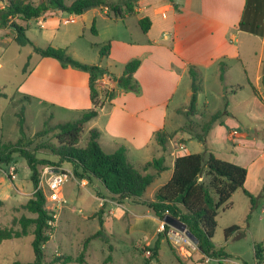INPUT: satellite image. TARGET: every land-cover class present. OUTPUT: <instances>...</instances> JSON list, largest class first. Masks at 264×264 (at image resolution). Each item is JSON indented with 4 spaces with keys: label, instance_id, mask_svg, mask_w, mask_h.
Wrapping results in <instances>:
<instances>
[{
    "label": "crops",
    "instance_id": "1",
    "mask_svg": "<svg viewBox=\"0 0 264 264\" xmlns=\"http://www.w3.org/2000/svg\"><path fill=\"white\" fill-rule=\"evenodd\" d=\"M31 1L37 4L34 0ZM63 1L70 4L73 0ZM108 1L116 3L119 0ZM6 3L7 0H0V5ZM245 5L246 0H135L134 12L123 18L115 17L109 13L106 6L101 5L90 7L81 14H70L50 8L35 19L23 21L15 17L14 20L27 24L28 35H33V40L29 39L39 47L52 45L68 49L76 40L85 37L87 28L98 41L91 44L110 43L109 51L102 57L99 56V63H90L100 65L107 72L100 75L96 81L103 104L98 108V115L88 123H91L90 128L95 127L100 131L99 139L105 136V143L113 147L110 152L122 145L126 153L139 154L145 152L154 140L157 142V130L168 133L176 131L177 134L178 129L183 126L181 115L187 109L191 95L190 67L201 77L197 102L209 73L220 80L218 92L224 97L220 73L223 78L231 79L235 77L229 73L231 70L237 75V81H254L252 85L264 104L260 90V80L263 77L261 67L264 56V29L259 35L239 27ZM244 16L248 21L262 17V11L258 10V0L250 1ZM142 17H148L150 20V27L145 32L139 25V19ZM67 19L69 20L66 22ZM93 22L96 32L90 29ZM32 23L41 30L39 34L33 31ZM13 37L12 28H0V43L14 41ZM253 39L259 48L255 47L252 74L245 57L249 56L248 51L252 49L249 47ZM111 58L118 61L122 67V71L114 74L115 76L122 74L127 61L140 59V65L134 73L141 88L138 94L132 91L123 92L116 85L111 77L113 74L106 68L111 67L107 61ZM106 88L115 89L114 97H104ZM18 89L28 91L38 103H47L63 111L83 112L92 107L88 72L70 66L63 67L52 57H38ZM204 104L209 105L207 98L203 101L202 105ZM101 118L104 119L103 126L98 124ZM258 120L261 121H258L256 130L258 135L263 134V139L252 136L248 131H239L237 136L230 138L229 131L221 125L213 126V123L205 136L206 141L208 138L215 141L220 136L223 141L231 142L232 152L236 153V157L240 156V160L235 158L232 162L247 169L244 188L251 193L258 191L256 207L252 212L257 206L264 212V116L258 117ZM168 127L171 130H168ZM175 137V140L171 138L166 143V170L173 171L175 157L188 153L183 151L184 141L179 142L181 136ZM168 155L171 156L169 162ZM60 167L63 168L62 165ZM249 180L253 183L252 187H248ZM98 198L99 205L104 206L105 198ZM240 227L230 236L249 233L248 228ZM225 262L241 264L232 261L230 256L225 258Z\"/></svg>",
    "mask_w": 264,
    "mask_h": 264
},
{
    "label": "rangeland",
    "instance_id": "2",
    "mask_svg": "<svg viewBox=\"0 0 264 264\" xmlns=\"http://www.w3.org/2000/svg\"><path fill=\"white\" fill-rule=\"evenodd\" d=\"M34 1L37 3L47 2V0ZM31 26L33 31L39 34L41 30L36 28L33 23ZM86 32L85 37L76 40L67 51L76 60L85 63H99L98 49L103 43L91 44V42L98 41L90 34L88 28ZM26 35L33 40V35L30 37L27 31ZM251 42L249 48L252 49L248 51L249 56L245 57L250 73L253 70L255 47L259 48L254 39ZM38 57L40 55L33 52L32 45L20 46L15 41L0 43V89L5 93V96L0 97V144L15 142L19 138L17 113L20 111L23 112L24 129L28 137H33L36 131L42 129L47 119L49 126H52L59 121H73L82 112L63 111L47 103H38L28 91L18 89ZM80 58L93 61H83ZM107 61L111 67L106 68L113 75L122 71L118 61L112 58ZM261 71L264 75V56ZM229 73L235 77L231 79L224 77L221 80L225 93L224 97H221L218 92L220 80L209 73L203 83L197 102L199 111L193 116L188 115L185 111L182 113V130L178 131L177 134L175 133L172 139L176 138L175 136H181L179 142L184 141L185 144L183 151H206L226 161L232 162L236 160L235 158L240 160V156L237 155L236 157V153L232 152L231 142L223 141L220 136L219 138L216 136L215 141L208 138L204 143L195 137L197 133H204V125L208 123L211 115L216 111L224 113L213 122V126L221 125L229 132L232 129H237V135L239 131H248L252 136H259V139H263V134L258 135V130H256L258 121H261L258 120V117L263 118L264 116V104L258 97V92L254 95L247 80L237 81V75L231 70ZM251 82L254 83L253 80ZM120 89L123 92L126 91L123 88ZM260 90L264 98L263 77L260 80ZM205 98L209 101L208 106L202 105ZM50 115H52L51 119H49ZM103 121L104 119L101 118L98 120V124L103 126ZM90 124L85 125L79 142L81 146L86 144ZM168 130H171L170 127ZM55 133L56 131H52L43 136H36L29 146V149L34 151L38 157L49 159V161L59 164L58 167L62 165L63 169L68 172V177L61 185L59 193L65 200L55 204L46 199L45 207L54 216V221L50 222L52 228L49 230V240L43 245L44 261L42 264H144L152 254L150 248L153 247L159 233L162 236L157 250V258L151 259L147 264H219L215 261L207 263L205 257L198 252L195 243L184 232L170 226L168 231L164 233L163 221L159 220L153 211L142 202L153 199L155 191L170 178L171 169L160 172L152 180L143 194L142 201L141 199H125L123 202H118L108 194L98 179H79L74 175L71 163L61 162L57 156L46 149L36 148L43 142H55ZM105 139V136L99 139L100 145L105 151L110 152L113 147L105 143ZM161 150L162 147L154 140L148 149H145V152L127 153V158L130 163L144 171L143 164L145 161L159 157ZM170 158L171 156L168 155V162ZM11 166H13V173L15 174L12 176L9 174ZM146 172H154V170L149 168ZM29 175L28 165L18 153L14 155L13 163L0 165V199L3 201V205L0 207V226L20 228L19 224L14 222L15 219L22 215L35 216L22 207L34 191ZM249 177L251 180V175ZM250 180L248 187L253 186ZM257 192L252 194L258 197ZM98 196L102 199L105 198L104 206L99 205ZM230 203L229 208L220 210L217 215V225L212 240L216 246L224 247L232 261L241 264H256L253 243L264 242V212H261V208L257 206L253 212L251 211V216L247 219V214L250 211V199L240 189L230 199ZM99 218L103 220L102 225ZM234 224L248 228L249 233L244 232L239 236H229L225 239L224 229ZM100 229L103 231L102 236L90 239L87 244L84 262L75 261L82 250L86 237ZM32 230L33 226H29L26 234L18 238L3 240L0 243V264H30L34 260L31 245ZM54 255H71L74 260L66 263H51L50 259ZM221 264H228V262Z\"/></svg>",
    "mask_w": 264,
    "mask_h": 264
},
{
    "label": "trees",
    "instance_id": "3",
    "mask_svg": "<svg viewBox=\"0 0 264 264\" xmlns=\"http://www.w3.org/2000/svg\"><path fill=\"white\" fill-rule=\"evenodd\" d=\"M251 0H246L245 12L250 6ZM106 6L115 17L123 18L127 14L134 12L135 0H119L116 3H110L108 0H73L70 4L64 3L63 0H47L40 3H34L31 0H7V3L0 5V28L10 27L14 31L13 40L20 46L32 45L33 51L41 57H52L60 62L63 67H73L88 72L89 74V95L92 107L83 111L82 114L73 121H59L49 126L47 119L43 128L36 131L33 137H28L24 129V116L20 111L18 115V129L20 136L15 142H4L0 144V165H9L14 161V155L18 153L23 157L30 170V180L33 184L34 191L22 207L35 214L34 217L25 215L15 219L20 228L12 226H0V243L6 239L18 238L28 232L29 226H33L32 248L34 260L30 264L43 263V245L49 240V230L52 228L51 223L54 216L45 207L46 197L40 188L38 180L42 166L46 164L59 166L49 159L38 157L34 151L29 149L33 143V138L43 136L49 132L56 131L55 142H43L36 146L38 149H46L51 154L57 156L61 162H69L73 166V173L79 179H98L106 188L108 194L118 202L125 199L142 201L143 194L151 184L152 180L160 172L167 169L165 164L166 143L176 133H168L164 130H157L155 138L162 147V154L143 164V170L134 166L127 158L126 149L120 145L112 152L105 151L99 143L100 131L92 127L88 131L86 144H79L80 138L84 131L85 125L95 116L98 115V108L103 104L100 92L96 86L98 77L107 72L98 64L85 63L74 59L64 47H39L33 45L32 41L26 35L27 24H22L14 20L28 21L42 15L49 8H57L70 14H81L87 6ZM261 7V9H259ZM258 10L262 11V17L254 21H248L243 15L239 27L243 30L255 34H262L264 29V0H258ZM139 25L145 32L150 27L148 17L139 19ZM92 32H96L94 22L90 27ZM110 48V43H104L98 50L99 56L105 55ZM27 65V63H26ZM140 65V59L133 58L124 65L123 72L120 76L111 75L119 88L135 93L140 92L139 82L134 77V73ZM189 74L191 78V95L186 106L185 112L188 115H196L197 96L201 87V77L199 73L190 67ZM220 79L223 75L220 73ZM264 81V75H263ZM250 88L257 94L252 83L248 82ZM115 89L104 90V97H112ZM5 93L0 89V97ZM180 110V109H178ZM222 113L216 111L210 117L208 123L203 127L204 133L196 134L195 137L206 141L205 136L209 131L212 123L219 118ZM52 115L49 116V119ZM182 130L181 127L178 131ZM152 168L154 172H146ZM247 169L234 162L226 161L215 157L213 153L208 152H188L175 157L171 177L162 184L154 193L153 199L142 201L146 204L159 220L163 221L166 215H171L183 221L187 229L196 237L195 246L198 252L203 256H215L227 258L230 255L225 251L223 246H216L212 238L217 225V215L220 210L229 208L230 198L238 189H241L250 199V211L256 207L257 197L244 188ZM3 201L0 199V207ZM100 212V211H98ZM96 214V213H95ZM99 222L103 220L99 218ZM170 226L163 223L164 233ZM239 225H230L224 229V236L227 239L234 232L239 230ZM103 231L100 229L86 237L81 252L75 258V261L84 262L87 244L92 238L102 236ZM162 234L154 242L150 250L152 254L145 261L147 264L151 259L157 258V250L160 246ZM254 256L257 264L264 262V243L254 244ZM74 260L71 255H54L51 263L69 262ZM106 261V260H105Z\"/></svg>",
    "mask_w": 264,
    "mask_h": 264
},
{
    "label": "built area",
    "instance_id": "4",
    "mask_svg": "<svg viewBox=\"0 0 264 264\" xmlns=\"http://www.w3.org/2000/svg\"><path fill=\"white\" fill-rule=\"evenodd\" d=\"M69 19L65 20L66 22ZM237 129H232L229 132L230 138L234 137L237 135ZM13 166L10 167V172L9 174L15 175L13 173ZM68 177V172L64 170L61 167H58L56 165H51V164H46L42 166L41 171H40V176L38 180V188L43 190L45 197L47 201H51L56 203H62L65 199L60 196V188L61 185L65 182V180ZM47 191V192H46ZM162 222V226H163ZM205 261L207 263L211 261L218 262L219 264L225 262V258L223 257H213V256H205Z\"/></svg>",
    "mask_w": 264,
    "mask_h": 264
},
{
    "label": "water",
    "instance_id": "5",
    "mask_svg": "<svg viewBox=\"0 0 264 264\" xmlns=\"http://www.w3.org/2000/svg\"><path fill=\"white\" fill-rule=\"evenodd\" d=\"M90 7L92 6H87L84 8V11L89 9ZM164 223H167L169 226H171L172 228L180 231V232H184V234L190 239L192 240L194 243L197 242V239L196 237L187 229V226L186 224L181 221L180 219L178 218H175L171 215H166L164 217V220H163Z\"/></svg>",
    "mask_w": 264,
    "mask_h": 264
}]
</instances>
